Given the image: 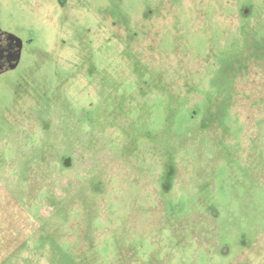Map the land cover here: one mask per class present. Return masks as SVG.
Returning <instances> with one entry per match:
<instances>
[{"label": "rangeland", "instance_id": "obj_1", "mask_svg": "<svg viewBox=\"0 0 264 264\" xmlns=\"http://www.w3.org/2000/svg\"><path fill=\"white\" fill-rule=\"evenodd\" d=\"M0 264H264V0H0Z\"/></svg>", "mask_w": 264, "mask_h": 264}, {"label": "water", "instance_id": "obj_2", "mask_svg": "<svg viewBox=\"0 0 264 264\" xmlns=\"http://www.w3.org/2000/svg\"><path fill=\"white\" fill-rule=\"evenodd\" d=\"M18 57H20V56H19V52H18V50H17V53L14 55L13 58H15V61H17Z\"/></svg>", "mask_w": 264, "mask_h": 264}]
</instances>
